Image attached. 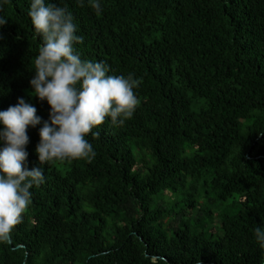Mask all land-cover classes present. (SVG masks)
<instances>
[{
    "label": "trees",
    "instance_id": "obj_1",
    "mask_svg": "<svg viewBox=\"0 0 264 264\" xmlns=\"http://www.w3.org/2000/svg\"><path fill=\"white\" fill-rule=\"evenodd\" d=\"M73 15L82 59L134 74L131 119L87 139L97 155L42 165L45 182L0 264H264V0H51ZM31 0L0 16V111L30 97L41 40ZM42 126V125H41ZM29 128V169L39 128Z\"/></svg>",
    "mask_w": 264,
    "mask_h": 264
},
{
    "label": "clouds",
    "instance_id": "obj_2",
    "mask_svg": "<svg viewBox=\"0 0 264 264\" xmlns=\"http://www.w3.org/2000/svg\"><path fill=\"white\" fill-rule=\"evenodd\" d=\"M6 0H0V5ZM96 15L103 14L101 0H77ZM28 16L41 40L34 57L30 97L46 102L50 111L42 121L37 108L23 97L0 111V240L7 241L32 203V191L45 182L42 165L69 162L97 155L87 137L109 119L122 125L131 119L139 104L136 89L141 81L134 74L109 75L105 62L82 59L76 45L84 43L77 35L73 15L51 0H31ZM8 22L0 16V29ZM0 39H3L0 34ZM42 125V126H41ZM39 128L35 154L40 167L26 164L29 128ZM256 243L264 248V224L254 229Z\"/></svg>",
    "mask_w": 264,
    "mask_h": 264
}]
</instances>
